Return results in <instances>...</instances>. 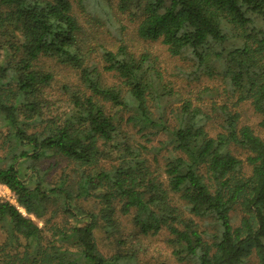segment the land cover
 I'll use <instances>...</instances> for the list:
<instances>
[{
  "label": "trees",
  "instance_id": "obj_1",
  "mask_svg": "<svg viewBox=\"0 0 264 264\" xmlns=\"http://www.w3.org/2000/svg\"><path fill=\"white\" fill-rule=\"evenodd\" d=\"M74 2L90 23H111L113 10L136 20L140 40L191 62L189 75L220 79L264 131V0H0V185L16 203L0 201V264H136L133 254L106 257L98 248L99 231L119 229L116 206L137 234L167 232L179 263L264 264V140L226 105L216 109L213 134L209 115L190 101L163 105L169 89L149 53L98 45L96 63ZM41 58L77 74L78 87H61L65 100L46 93L53 73L36 66ZM129 130L146 143L164 136L156 149L170 148L164 179ZM44 158L72 165L74 185L65 175L48 185L37 167ZM80 198L98 201V214L74 205ZM51 205L73 223H47Z\"/></svg>",
  "mask_w": 264,
  "mask_h": 264
},
{
  "label": "rangeland",
  "instance_id": "obj_2",
  "mask_svg": "<svg viewBox=\"0 0 264 264\" xmlns=\"http://www.w3.org/2000/svg\"><path fill=\"white\" fill-rule=\"evenodd\" d=\"M73 12L87 30L88 43L95 50L92 56L96 63L100 59L98 45H104L108 49L114 50L119 44L123 43L135 55L149 53L156 58V69L161 75L163 84L169 89L166 92L163 105L168 106L169 109H174L180 106L184 100L190 101L205 114L209 115L211 120L207 127L211 134L219 130V119L216 109L222 105H226L229 110L238 114L239 125L249 126L255 134L264 140V131L258 125L260 116L254 112L249 102L236 103L235 97L227 92L220 79H209L202 75H189L193 71L191 62L171 57L159 42L140 40L135 33L136 20L129 19L127 15L113 10L111 23L109 19H100L98 23L94 21L90 23L88 21L89 17L81 13L76 7L75 2L73 3ZM36 66L40 67L43 71H51L53 73V80L46 89V93L51 100H65L67 98L61 90L62 85L69 86L70 88L78 87V76L70 67L58 64L47 58L39 59L36 62ZM104 79L108 83H117V80L109 75H105ZM57 105L60 104L57 103ZM62 110L63 108L60 109V112ZM167 115L169 116V114ZM128 132L133 136L135 143L144 145L147 148L144 157L147 159L151 171L164 179L163 170L165 162L170 155V148L156 150L160 147V142L165 140L164 136L162 134L156 135L146 143L144 138L136 134V130H129ZM235 154L241 160L245 159V151L238 150ZM111 164L112 162L109 160L102 161L100 167L106 169ZM37 167L44 175V181L50 186H55L63 175L68 177L70 185H74L77 181V174L74 172L72 165L60 158L41 159ZM249 171L250 169L245 165L243 173L248 175ZM0 201L16 205L10 191L3 185H0ZM73 203L82 210L91 211L95 214H98L100 210L98 201L92 198H80L73 201ZM116 207L114 218L119 226L118 231L114 232L111 237L106 236L102 231H99L96 235L98 248L103 255L109 257L114 254H133L136 264H187L177 262L172 255V247L168 242L169 236L167 232L160 231L154 236L137 234L138 229L131 224V214L122 215L118 206ZM17 209L23 215H26L21 208L17 207ZM55 210V216L50 219V213ZM241 216L238 208L231 213L232 224L234 226L239 224ZM29 217L39 227L43 228L46 235H50L47 233L49 225L46 227L43 225L46 222L38 220L33 216ZM44 219H50L47 223H56L60 226L63 223H73L62 212L60 206L57 208L51 205ZM98 223L102 222L98 221ZM4 240L5 232L0 228V244ZM123 240L124 244L118 243Z\"/></svg>",
  "mask_w": 264,
  "mask_h": 264
}]
</instances>
